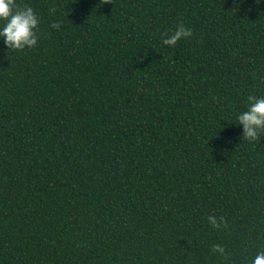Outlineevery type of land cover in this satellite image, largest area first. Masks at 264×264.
Here are the masks:
<instances>
[{"label":"trees","instance_id":"1","mask_svg":"<svg viewBox=\"0 0 264 264\" xmlns=\"http://www.w3.org/2000/svg\"><path fill=\"white\" fill-rule=\"evenodd\" d=\"M17 3L40 24L33 48L0 40V264L264 251V133L234 123L264 96V0Z\"/></svg>","mask_w":264,"mask_h":264},{"label":"clouds","instance_id":"2","mask_svg":"<svg viewBox=\"0 0 264 264\" xmlns=\"http://www.w3.org/2000/svg\"><path fill=\"white\" fill-rule=\"evenodd\" d=\"M40 17L33 7L28 4L21 6L17 0H0V40L7 49L13 51L33 48L38 43V28ZM52 28H59L60 24L53 23ZM192 35L190 29L182 24L162 40L166 46H173L178 41ZM246 110L237 113L234 123L242 128V138L250 142L260 140L264 133V96L249 95ZM213 227H218L214 216L208 217ZM213 252L223 253L220 245L212 246ZM250 264H264V251H258L250 258Z\"/></svg>","mask_w":264,"mask_h":264}]
</instances>
